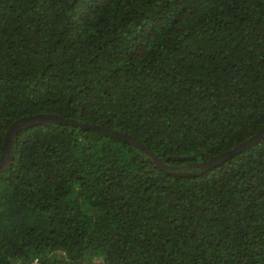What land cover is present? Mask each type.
<instances>
[{
    "label": "trees",
    "instance_id": "1",
    "mask_svg": "<svg viewBox=\"0 0 264 264\" xmlns=\"http://www.w3.org/2000/svg\"><path fill=\"white\" fill-rule=\"evenodd\" d=\"M56 113L168 165L264 127V0H0V159ZM167 172L78 125L23 129L0 174V264H264V138Z\"/></svg>",
    "mask_w": 264,
    "mask_h": 264
},
{
    "label": "water",
    "instance_id": "2",
    "mask_svg": "<svg viewBox=\"0 0 264 264\" xmlns=\"http://www.w3.org/2000/svg\"><path fill=\"white\" fill-rule=\"evenodd\" d=\"M49 123H60V124H70V125H78L87 130H93L95 132H99L114 138H120L129 144L135 146L142 152H145L146 155L150 160H153L159 167L167 172H174L175 169H182L184 167H197L199 171L190 173H177L181 175H188V174H200L205 172L206 170L212 169L221 165L222 163L231 159L234 155L238 154L242 150L250 147L254 143L260 141L264 138V127L260 129L256 134L252 137L248 138L244 142L240 143L238 146L230 149L228 151L223 152L220 155H209L208 159L203 162H197L190 165H183V166H172L166 163L165 159L160 158L153 150H151L144 142L137 139L130 133H125L120 130H114L109 127H104L102 125L93 124V123H86L80 119H70L63 117L56 113H38L30 116H25L20 119H17L13 122L7 131V136L4 143V151L2 157L0 159V174L3 173L8 166L10 165L13 157L14 152V142L17 138L18 134L26 128L37 126V125H44Z\"/></svg>",
    "mask_w": 264,
    "mask_h": 264
}]
</instances>
